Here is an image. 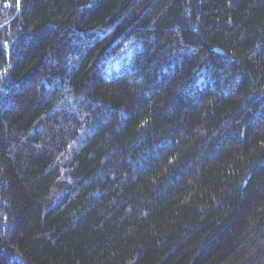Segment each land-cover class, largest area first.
I'll return each mask as SVG.
<instances>
[{
  "label": "trees",
  "instance_id": "obj_1",
  "mask_svg": "<svg viewBox=\"0 0 264 264\" xmlns=\"http://www.w3.org/2000/svg\"><path fill=\"white\" fill-rule=\"evenodd\" d=\"M0 264H264V0H0Z\"/></svg>",
  "mask_w": 264,
  "mask_h": 264
},
{
  "label": "rangeland",
  "instance_id": "obj_2",
  "mask_svg": "<svg viewBox=\"0 0 264 264\" xmlns=\"http://www.w3.org/2000/svg\"><path fill=\"white\" fill-rule=\"evenodd\" d=\"M124 61H125V57L122 56V57H121V60H120V62H119V67L123 66V62H124ZM119 67H118V69H119Z\"/></svg>",
  "mask_w": 264,
  "mask_h": 264
},
{
  "label": "snow or ice",
  "instance_id": "obj_3",
  "mask_svg": "<svg viewBox=\"0 0 264 264\" xmlns=\"http://www.w3.org/2000/svg\"><path fill=\"white\" fill-rule=\"evenodd\" d=\"M17 2H19V0H17Z\"/></svg>",
  "mask_w": 264,
  "mask_h": 264
}]
</instances>
